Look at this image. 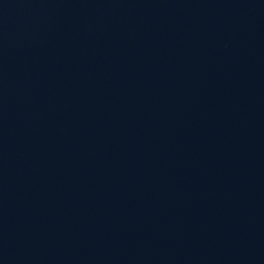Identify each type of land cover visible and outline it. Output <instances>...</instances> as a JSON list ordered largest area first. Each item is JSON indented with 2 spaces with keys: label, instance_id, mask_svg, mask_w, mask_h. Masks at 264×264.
Listing matches in <instances>:
<instances>
[{
  "label": "water",
  "instance_id": "1",
  "mask_svg": "<svg viewBox=\"0 0 264 264\" xmlns=\"http://www.w3.org/2000/svg\"><path fill=\"white\" fill-rule=\"evenodd\" d=\"M0 264H264V0H0Z\"/></svg>",
  "mask_w": 264,
  "mask_h": 264
}]
</instances>
